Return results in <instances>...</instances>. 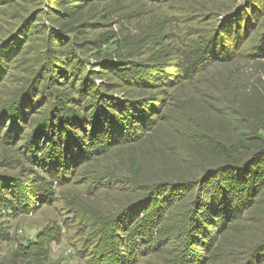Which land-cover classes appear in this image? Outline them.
<instances>
[{"label":"rangeland","instance_id":"obj_1","mask_svg":"<svg viewBox=\"0 0 264 264\" xmlns=\"http://www.w3.org/2000/svg\"><path fill=\"white\" fill-rule=\"evenodd\" d=\"M255 31L264 33V0H0V108L13 93L28 89L56 50L64 54L59 57L64 85L58 91L75 94L72 85L84 80L88 88L104 87L117 104L137 101L166 114L173 106L193 105L185 100L205 91L200 79L216 78L224 70L209 62L211 68L202 67L182 81L189 58L210 42L215 57L231 48L240 54L236 63L245 66L242 56L252 47ZM218 32L224 39L215 38ZM141 66L158 69L164 79L150 84L119 75ZM81 107H76L80 116ZM158 115L152 117L156 124ZM3 129L0 177L16 184L30 180L45 189L46 198L27 213L13 215L0 207V258L25 251L29 264H93L107 227L119 226L121 218L128 226L133 207L128 205L139 195V185L155 177L161 158L152 141L144 139L148 132L139 142L90 151L56 176L28 159L26 140L20 145L24 133L6 139ZM184 204L180 200L167 210L158 225L161 232L180 231ZM214 235L217 247L205 253L207 264H241L245 249L264 235V194ZM178 243L139 246L127 264H169Z\"/></svg>","mask_w":264,"mask_h":264},{"label":"trees","instance_id":"obj_2","mask_svg":"<svg viewBox=\"0 0 264 264\" xmlns=\"http://www.w3.org/2000/svg\"><path fill=\"white\" fill-rule=\"evenodd\" d=\"M222 35L218 32L215 38ZM255 35L252 47L242 56L245 66L236 63L240 54L231 48L215 57L207 42L201 53L188 59L180 80H190L202 67L211 68L209 62L224 70L216 78L200 79L205 91L185 100L193 105H176L166 114L137 101L117 104L104 87L88 88L84 80L72 85L75 94L58 91L64 85L59 63L64 54L58 56L56 50L25 92L16 91L13 99L1 103L5 138L24 133L20 145L26 140L23 150L28 159L49 175L58 176L90 151L139 142L140 135L148 132L144 139L152 141L161 158L154 166L155 177L139 185V195L128 205L133 206L128 226L121 218L119 226L113 222L107 227L95 247L93 264H127L139 246L172 239L179 243L169 264H207L210 258L205 253L216 245V230L232 225L264 194V33L255 31ZM157 71L141 66L119 75L151 84L164 79ZM157 115L158 124L152 121ZM30 183L0 177L2 210L27 213L35 201L44 202L45 189ZM183 199L180 231L176 235L161 232L158 225L167 210ZM28 255L15 251L0 258V264H29ZM241 264H264V235L245 249Z\"/></svg>","mask_w":264,"mask_h":264}]
</instances>
